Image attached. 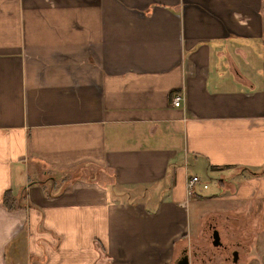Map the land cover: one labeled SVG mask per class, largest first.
Returning a JSON list of instances; mask_svg holds the SVG:
<instances>
[{
	"label": "crops",
	"instance_id": "crops-1",
	"mask_svg": "<svg viewBox=\"0 0 264 264\" xmlns=\"http://www.w3.org/2000/svg\"><path fill=\"white\" fill-rule=\"evenodd\" d=\"M199 201L264 252V0H0V264H175Z\"/></svg>",
	"mask_w": 264,
	"mask_h": 264
},
{
	"label": "rangeland",
	"instance_id": "rangeland-1",
	"mask_svg": "<svg viewBox=\"0 0 264 264\" xmlns=\"http://www.w3.org/2000/svg\"><path fill=\"white\" fill-rule=\"evenodd\" d=\"M208 177L209 175L202 176V178L206 179L207 184H208L207 190L204 191L205 194H209V193H212L218 190L217 188L218 182L215 179L216 175H212L210 176V178ZM220 204L221 202L208 203L204 201L203 203L199 201L194 206H192L193 203L189 204V223H190V228L193 231V235L191 237V243L188 244L185 254L188 256L190 264H200L201 263L200 260L202 257H205L204 264H234L232 261V255H231L232 250H237L239 254H242V258L238 262V264L246 263V259L244 256V250L247 245L246 244L247 241L244 236L245 231L241 229L240 234H236V231L234 230V227L232 225L233 223L231 221L233 219L230 217V214H226L225 212H222L221 216H216L215 214H213V212H210L209 213L210 215L208 216L207 214L197 215L198 209L201 206H204V207H202L199 212L205 213L208 210L213 211V210H216V208H220ZM255 204L257 205L258 209L261 208V204L259 203H255ZM194 209L196 211H193ZM251 212H252V209H251ZM256 218H257L256 221L260 220L261 218L264 219V215L260 218L257 217L256 215ZM210 220L211 221L214 220V222L217 221L218 229L222 235V241L226 245L225 247L223 248L215 247L211 243L212 237H211L210 230H208L209 228L208 223ZM262 234L264 235V230L262 231ZM240 237L243 238L242 241H245V243L238 242L237 243L238 246H236L235 239L240 238ZM258 247L251 249V253H249V259H250L249 264H264V258L257 259L255 257V254L252 253V251L264 253ZM193 253H195V255H193ZM203 253H205L204 256H203ZM251 259H254V261H252Z\"/></svg>",
	"mask_w": 264,
	"mask_h": 264
},
{
	"label": "built area",
	"instance_id": "built-area-1",
	"mask_svg": "<svg viewBox=\"0 0 264 264\" xmlns=\"http://www.w3.org/2000/svg\"><path fill=\"white\" fill-rule=\"evenodd\" d=\"M183 102V96L181 93H176L172 96V104L174 107L181 106ZM200 179L198 176H192L187 179L186 182V193L189 197H193L195 195V187L199 183ZM207 186L204 185L203 188Z\"/></svg>",
	"mask_w": 264,
	"mask_h": 264
},
{
	"label": "flooded vegetation",
	"instance_id": "flooded-vegetation-1",
	"mask_svg": "<svg viewBox=\"0 0 264 264\" xmlns=\"http://www.w3.org/2000/svg\"><path fill=\"white\" fill-rule=\"evenodd\" d=\"M217 236V237H216ZM211 237H212V241H211V243L215 246V247H221V248H223V247H225L226 245H224V243L223 242H221L220 241V239H219V236L217 235V232L215 231V229L214 228H212V230H211ZM236 252V250H232V253H231V255L233 256L234 254H236L235 253ZM184 254H185V251H184ZM193 255H195V253H193ZM205 255V253H203V256ZM205 257H202L201 258V260H200V262H204L205 260ZM189 260V259H188Z\"/></svg>",
	"mask_w": 264,
	"mask_h": 264
},
{
	"label": "water",
	"instance_id": "water-1",
	"mask_svg": "<svg viewBox=\"0 0 264 264\" xmlns=\"http://www.w3.org/2000/svg\"><path fill=\"white\" fill-rule=\"evenodd\" d=\"M217 237V236H216ZM175 264H189L188 256L186 254H183Z\"/></svg>",
	"mask_w": 264,
	"mask_h": 264
},
{
	"label": "trees",
	"instance_id": "trees-1",
	"mask_svg": "<svg viewBox=\"0 0 264 264\" xmlns=\"http://www.w3.org/2000/svg\"><path fill=\"white\" fill-rule=\"evenodd\" d=\"M7 207V205H5ZM8 208V207H7Z\"/></svg>",
	"mask_w": 264,
	"mask_h": 264
}]
</instances>
